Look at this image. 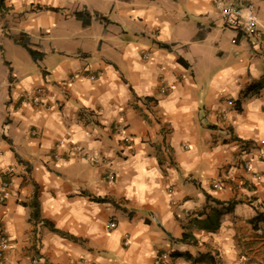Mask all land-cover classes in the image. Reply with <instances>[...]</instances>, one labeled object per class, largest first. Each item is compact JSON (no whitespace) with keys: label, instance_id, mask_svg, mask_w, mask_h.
<instances>
[{"label":"crops","instance_id":"obj_1","mask_svg":"<svg viewBox=\"0 0 264 264\" xmlns=\"http://www.w3.org/2000/svg\"><path fill=\"white\" fill-rule=\"evenodd\" d=\"M214 2L4 0L2 264H264V0L254 36Z\"/></svg>","mask_w":264,"mask_h":264},{"label":"built area","instance_id":"obj_2","mask_svg":"<svg viewBox=\"0 0 264 264\" xmlns=\"http://www.w3.org/2000/svg\"><path fill=\"white\" fill-rule=\"evenodd\" d=\"M215 9L219 12L225 26L229 27L235 31H243L250 36H254L259 31L260 27V18L255 11L252 3L244 2V0H215L214 2ZM81 76V74H74L71 79ZM90 79H95L97 74L88 75ZM170 86L163 82L160 86L161 92H167ZM49 96V91L47 87L40 86L35 88L31 92H26L21 100L23 105H31V106H46L47 100ZM116 132L122 137L123 141L126 145L131 146L132 137L125 133V128L123 126H118ZM75 150L86 158L93 157V154L81 145H76ZM93 161L95 163H102L99 158H94ZM245 169L247 172L252 174L254 182L256 186L263 185L264 186V172H256L253 170L251 162H247L245 164ZM10 170L7 172V176L11 174ZM109 181H113L115 179V175L113 172H110L108 175ZM12 186L11 179H1L0 180V200L4 201L10 193V188ZM215 188L221 187V182H215ZM116 226L115 222L109 223V228H114ZM10 241L7 236L0 235V264L5 263L6 257L5 252L9 247ZM155 264H170L169 254L163 253L154 260ZM85 264H92L91 262L86 261Z\"/></svg>","mask_w":264,"mask_h":264},{"label":"trees","instance_id":"obj_3","mask_svg":"<svg viewBox=\"0 0 264 264\" xmlns=\"http://www.w3.org/2000/svg\"><path fill=\"white\" fill-rule=\"evenodd\" d=\"M3 6H4V0H0V11L3 9ZM75 15H76V16H81L80 13H75ZM25 46L29 49V51L31 52V54H32L33 56H36V54L38 53L37 50H33V49H32L30 46H28V45H25ZM261 85H262V84H261ZM261 85H260V83H259V84H257V85L255 86V88L250 87V88H249V91L256 90V89H258V87H260ZM217 203H220V202L217 201ZM218 216H219V212L216 211V212L213 214V216H208L207 219H205V220L202 222V226H203L204 228H207V227L210 228V227L212 226V228L216 229V228L219 226V222H218L217 220H215V219L218 218ZM34 217H36V218L38 217V212H35V213H34Z\"/></svg>","mask_w":264,"mask_h":264},{"label":"rangeland","instance_id":"obj_4","mask_svg":"<svg viewBox=\"0 0 264 264\" xmlns=\"http://www.w3.org/2000/svg\"><path fill=\"white\" fill-rule=\"evenodd\" d=\"M256 11V10H255Z\"/></svg>","mask_w":264,"mask_h":264}]
</instances>
